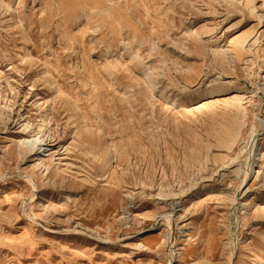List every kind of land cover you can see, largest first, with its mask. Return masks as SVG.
<instances>
[{
	"label": "rangeland",
	"instance_id": "rangeland-1",
	"mask_svg": "<svg viewBox=\"0 0 264 264\" xmlns=\"http://www.w3.org/2000/svg\"><path fill=\"white\" fill-rule=\"evenodd\" d=\"M254 251L264 264V0H0V264Z\"/></svg>",
	"mask_w": 264,
	"mask_h": 264
},
{
	"label": "bare ground",
	"instance_id": "bare-ground-1",
	"mask_svg": "<svg viewBox=\"0 0 264 264\" xmlns=\"http://www.w3.org/2000/svg\"><path fill=\"white\" fill-rule=\"evenodd\" d=\"M231 98H232V100L234 102H236V108L239 111H241V104H240V102H241L242 96L236 94V95H233ZM25 128H28V126H26ZM255 132L256 131H254V130L251 132V134H250V140L247 141L246 147H248L249 144L250 145H249L248 149H246V153H247L246 164H245V166H246V169H245L246 172H245V176H244V179L242 180V182H245L247 180L248 175L254 170V168L256 167V165H258V161L260 160V155H259L258 150H257V147L258 146H256V143L259 140V138H257V135L258 134L255 133ZM238 134H239V131L238 130H235L234 129V131H231V139H232L231 143H234L235 142V139L238 137ZM41 140L42 139H41V136H40V132H38L37 135H36V137L33 140L29 139V140H26L24 142L28 145L30 151H34L37 148V146L40 145ZM225 146H227V145H225ZM230 148H231V146H229V149ZM38 156H40V159H41V153H39ZM239 157L240 156L238 154L235 158H232V161H234L235 159H237ZM255 163H256V165H255ZM169 220L170 219L168 217L167 218V221H169ZM252 253H253V256L251 257L250 263H248V264H259V262L261 261L260 255L257 254L255 251L252 252ZM231 261H232V259H231ZM232 264H234V262H232Z\"/></svg>",
	"mask_w": 264,
	"mask_h": 264
}]
</instances>
